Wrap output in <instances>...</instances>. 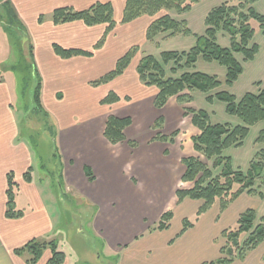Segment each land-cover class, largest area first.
Listing matches in <instances>:
<instances>
[{
    "label": "rangeland",
    "instance_id": "obj_1",
    "mask_svg": "<svg viewBox=\"0 0 264 264\" xmlns=\"http://www.w3.org/2000/svg\"><path fill=\"white\" fill-rule=\"evenodd\" d=\"M237 2L238 0H201L186 13L178 14L175 11H170L169 15L173 19L187 22L191 34H177L172 37L161 34L155 39L159 43L158 46L147 42L145 46L139 47L140 50L136 52L135 59L147 54L159 58L160 53L163 51L187 52L195 45L197 36L204 34V19L207 13L221 4H236ZM251 5L256 12L264 16V0H256ZM1 9L0 11H2ZM0 15H2L1 12ZM42 16L43 21L40 24L49 21V15ZM2 19L3 16H0V27L4 32L3 37H0V47L4 54L7 52L9 55H16L15 71L12 70L17 74V81L21 89L22 79L24 77L27 79V83L26 85L23 84V87L26 90L27 102H29L36 80L35 76H29V66L32 62L28 53V46L31 45L34 48L33 36H31L29 27L21 19L27 29V35L24 39L19 32L11 31L10 28L6 29L1 23ZM250 24L254 29L250 44H257L258 52L250 61H243L240 53L234 54L235 59L242 66V73L232 85L225 83L226 68L223 65L216 61L207 62L199 56L193 67L184 70L215 76L220 82L219 87L209 93L194 90L190 92V101L185 102H181L175 96H172L168 98L162 110L154 106L153 95L149 97L142 96V90L137 86L132 76V70H128L124 74L126 77L124 80L116 83L119 89L118 94L124 100L111 104L114 106L113 108H108L110 105L99 104L100 98H104L108 93L103 95L108 88L106 84L94 85L91 82L89 84L90 90H88L90 92L84 91L86 99L83 102L86 103L87 108L86 110L82 108L81 112L75 110L72 106V104H75L74 100L63 102L64 99L62 100L60 93V104H57V107L65 114L55 115L50 113L47 117L39 114L36 117L32 115L33 111L28 109L26 115H24V108L27 103L22 96L20 97L22 105L19 100L17 104L19 109L15 111L20 136H22V139L27 140L32 152L31 176L33 175L35 184L42 190V200L47 208L52 225L51 234L41 238V241H55L57 249L64 252L66 256L65 264H117L118 248L123 244L130 245L142 236L157 235L159 231L154 230V228L158 225L161 215L166 211L174 212L175 189L191 186V183L180 182L184 167L182 159L191 156L198 157L211 167L212 160L207 161L201 153H197L193 149L191 138L197 135L199 130L191 122L192 114L189 109L196 112L205 111L209 116V123L212 125L229 123L235 126L241 124L238 117L226 113L225 103L216 99L208 102L206 97L219 91H226L234 95L236 101H238L246 93L257 94L264 89V32L258 21L251 20ZM35 29L36 26L32 30ZM18 42L21 44L20 48H24V56L19 54ZM217 43L221 47H229V36L219 32ZM1 61L0 57V71L3 73L8 70L9 64ZM181 72L183 71H179L176 76ZM167 73L169 72L167 71ZM126 94L131 99L124 97ZM68 115H70L69 119ZM110 115L128 116L131 119L130 126L124 132V140L117 144L107 141L101 133V124ZM59 116L63 120H68L69 123L72 122L68 125H65L66 122H62V128L67 126L62 131L59 130L61 127L56 122V118H59ZM158 118H161V121L157 127L153 128V123ZM47 120L50 130L47 128ZM263 127L264 122L254 124L249 128L242 146L230 147L223 151V156L230 157V165L233 170L246 172L251 161L258 159L256 153L264 149V142H256V139ZM160 136L165 137L162 139ZM54 151L58 152L59 157L54 155ZM137 156L144 157L143 169H139V165H136V171L134 169L133 172L135 176L142 179L138 186L143 183V177H146V175L153 178L152 175L156 174L154 175L156 179L153 181L150 190L148 189L144 194L143 192L139 193L142 195L141 201L135 204H127L126 209L122 204L118 205L112 202V200L118 202L119 196L118 199L111 197L110 205L104 199L99 202L98 199L93 201L90 199L91 201H89L79 193L78 189L77 192H66L65 183L61 182V176L65 178L63 160L68 158L72 159L73 164L71 167L74 171L77 167L82 168L84 166L82 172L89 183L80 187L86 192L101 196H114L122 193L127 194L128 199H132L133 197L129 195L131 193L130 187L124 184V179L128 174L126 169L128 164L133 162L132 160ZM82 161L88 166L81 164ZM110 166H113L114 172L118 175L113 174ZM219 172L220 168H217L213 170V175ZM59 180L60 183H58ZM137 182L135 183L137 184ZM112 185H115V188ZM235 188L236 186H233V190ZM261 191L263 193L262 198L248 196V198L243 197L234 201L228 212H226V216L224 215L221 218L222 214L219 213L220 223L218 224L222 228L234 229L236 227L234 219L236 218V212L252 208L255 212L254 225H257L264 215V188ZM17 204L18 206L26 204V198L19 197ZM101 205L104 206L101 207ZM104 213L110 218H104ZM211 217H213V214ZM186 219L189 222H194L196 213H191ZM180 221L181 219L179 223ZM177 224L176 221L174 226L171 227L175 229ZM244 238L245 236L242 237V239ZM215 243L222 244L223 241L218 238ZM214 248H216L215 244L208 246V257L212 256ZM263 248L264 242L258 246L256 252L262 251ZM42 254L44 256L46 254L50 255L48 247ZM216 259L215 256L209 258L206 262Z\"/></svg>",
    "mask_w": 264,
    "mask_h": 264
},
{
    "label": "trees",
    "instance_id": "obj_2",
    "mask_svg": "<svg viewBox=\"0 0 264 264\" xmlns=\"http://www.w3.org/2000/svg\"><path fill=\"white\" fill-rule=\"evenodd\" d=\"M201 0H126L123 8L121 23L131 22L141 16H148L152 20L146 29V40L158 46L156 37L161 34L175 36L177 34L190 35L191 31L185 20H175L170 15V11L183 14L191 10L192 6ZM256 0H238L236 4L224 3L212 8L204 19L205 31L201 36H197L196 43L187 52L163 51L160 57L152 55H142L136 66V73L140 82L145 86H154L157 93L154 97V106L162 109L168 98L175 96L179 101H190V92L194 90L203 93L219 87L220 82L215 76H210L202 72H189L188 69L194 66L200 56L207 62L216 61L226 68L225 83L232 85L242 73L241 64L235 59L234 54L240 53L243 61H250L258 52L257 44H250L254 29L250 21L256 20L264 32V16L255 11L251 3ZM0 11L3 16L2 25L11 31L19 32L24 39L27 29L18 17L14 7L9 0H0ZM51 20L54 24L80 21L86 26L106 24V29L102 37L98 40L95 48L103 45L109 32L115 26L113 19V8L108 2H97L84 10H75L70 7H60L51 13ZM43 21L40 15L38 22ZM222 32L229 36L230 46L221 47L217 43V34ZM19 47V54L24 56V48ZM54 52L62 58H71L77 55L90 56L92 53L74 48H63L53 44ZM137 46L129 48L124 55L116 60L112 70L102 75L99 79L92 81L94 85L107 84L116 77L123 74L130 65L136 52ZM28 53L31 58L29 66V76H35V86L27 102L26 85L27 79H22V97L25 99V114L28 109L33 111V116L47 117L49 114L44 109L41 102V79L35 68L33 61V47L28 46ZM171 66L167 68L170 64ZM167 71L169 73H167ZM181 72L178 76L177 73ZM185 91H187L185 93ZM214 99L225 103L227 114L236 116L241 120V124L232 126L229 123L210 124L208 114L201 111L189 109L192 114L191 122L199 130V133L191 138L193 149L201 153L207 161L212 160L211 167L198 157H185L182 159L184 171L181 176L183 183H191L190 187H179L175 190L176 204L184 199L201 201V205L196 211V218L207 212L215 203H218L219 213L224 212L241 194L263 197L261 191L264 188V149L256 153L258 159H253L246 172L233 170L230 165V157L223 156V151L230 147H240L249 132V128L258 122H264V89L257 94L246 93L240 100L236 101L234 95L219 91L214 95H207L206 100L212 102ZM119 101V97L113 91H109L100 100L101 104H113ZM31 115V116H32ZM161 118L153 123V128L158 126ZM47 122V128L50 125ZM131 124L130 117H117L110 115L107 117L103 136L112 144L120 143L124 140V132ZM53 137V135H52ZM164 139L165 136H160ZM256 142H264V127L259 131ZM56 150V147L54 145ZM58 156V152L54 151ZM220 168V172L213 175V170ZM32 168L24 174L26 182L32 181ZM60 182V180L58 181ZM233 186L236 188L233 190ZM17 183L13 179V174H7L6 211L7 218H19L23 215L21 210L15 209V192ZM173 212L166 211L161 215V219L154 230L162 231L169 227ZM255 212L252 208L242 211L236 219L234 229L225 228L220 233L223 241L219 248L220 256L214 261L203 262L202 264H231L236 259H243L245 255L254 250L264 241V215L260 222L254 225ZM193 225L187 219H183L180 233L185 232ZM244 239H242L243 236ZM242 236V237H241ZM48 247L50 256L46 264H63L66 260L64 252L57 249L55 241H41V239H31L23 246L14 249L17 256L27 255L26 264H36L41 258L43 251Z\"/></svg>",
    "mask_w": 264,
    "mask_h": 264
},
{
    "label": "crops",
    "instance_id": "obj_3",
    "mask_svg": "<svg viewBox=\"0 0 264 264\" xmlns=\"http://www.w3.org/2000/svg\"><path fill=\"white\" fill-rule=\"evenodd\" d=\"M9 1L14 7L18 17L29 27L31 36H33L34 64L41 79V102L48 114H65L64 111L58 110L57 107V104H60V93V97H62V100L64 99L63 102L68 100L75 101V104H72L75 110L79 112L82 111V108L86 110L87 105L83 102V100L86 99L84 91L90 90V82L112 70L116 60L124 55L129 48L137 46L139 49V47L145 46L148 42L145 33L152 20L150 17L144 15L131 22L121 23L126 0ZM97 2H108L112 5L113 19L115 21L113 30L107 34L103 45L99 48H95V45L104 34L106 24L86 26L80 21L54 24L51 20V13L57 8L70 7L75 10H84ZM40 15H49V21L45 19L46 22L40 24L38 22ZM35 26L36 29L33 31L32 29ZM3 35L4 32L0 27V37H3ZM53 44L68 49L74 48L89 51L92 54L90 56L77 55L71 58H62L54 52ZM1 54V62L9 64V68L6 72L4 71L1 73L0 71V264H26L25 260L27 255H23L24 257L17 256L14 254V249L23 246L31 239H41L50 235L52 232V225L47 208L44 206L45 204L42 200V190L35 184L33 175L31 182H26L23 179V174L29 168H32V152L27 144V140L22 139V136H20L17 117L15 115V111L19 109L17 106L19 100L22 105L20 98L22 96V89L18 84L17 74L14 72V64L17 61V57L15 54L9 55L7 52L4 54L0 47V55ZM139 58L135 59L134 57L122 75L106 84L108 88L104 91L103 95L109 91H113L119 97L120 102L124 100V98L118 94L119 89L116 83L124 80L126 78L124 74H126L128 70H132L134 81L142 90V96L146 95L149 97L153 95V97H155L157 89L154 86L143 85L138 78L136 66ZM94 89L96 90V88ZM124 97L130 98L128 94ZM102 98L103 97H101L100 100ZM109 105L108 108L114 107L111 104ZM69 117L70 115H68V119ZM56 119L58 126L61 127L59 128L61 131L67 127L64 126L62 128V122H66L65 125L72 123H69L68 120L61 119L60 116ZM106 120L107 118H105L101 124L102 135ZM132 161L133 162L128 164L126 168L128 174L124 179V184L130 187L131 193L129 195L135 200L133 198L128 199L127 194L122 193H118V195L114 196H101L99 194L91 195L89 192H86L80 187L89 183L88 179L84 178V173L82 172L84 166H82V168L77 167L76 171H74L71 167L73 164L72 159L68 158L63 160L65 164V178L61 176V182L63 184L65 183L66 192H77L78 189L79 193L89 199V201L98 199L99 202L104 199L105 202L110 205L111 197L118 199L119 196L120 199H118V202L115 200H112V202L118 205L122 204L125 208L127 204L140 202L142 195L139 193L143 192L144 194L145 191L148 189L150 190L153 181L156 179V176H154L156 174L154 173V175H152L153 178H151L150 175H146V177H143V183L138 186V183L142 179L139 176H135L133 172L134 169L136 171V165H139V169H143L144 157L137 156ZM84 163L85 162L82 161L81 164L86 165ZM110 170H113V166H110ZM9 172L13 174V179L17 183L15 209L21 210L23 213L19 218H7L5 216L7 200L5 191L7 189V174ZM113 174L118 175L114 170ZM145 178L146 180H144ZM136 181H138L137 184L135 183ZM112 186L114 187L115 185ZM112 193L114 194V191ZM248 196L250 195L241 194L235 201L243 197L248 198ZM19 197L26 198L25 206H18L17 199ZM200 205L201 201L188 198L176 204L175 197L174 212L169 227L159 231L155 236H142L140 239L134 240L130 245L123 244L118 248L117 264H202L209 258H214L215 256L218 258L220 256L219 248L221 246V241L219 244L215 242L220 238L221 231L225 229L218 224L220 223L219 217L222 214V218L226 212H228L232 203L224 212L220 213V215L218 203L213 204L207 212L200 215L192 222L193 225L190 228L180 233L183 219L189 217L191 213H196ZM103 206L104 205H101V207ZM241 212L242 211L236 212V218H234L235 222ZM212 214L213 217L210 218ZM105 217H107V215L104 213V218ZM180 219L181 221L179 223ZM176 221L178 224L175 225L177 227L174 229V227L171 226H174ZM211 244H215L216 248H214V252L211 254L212 256L208 257V246ZM257 249L258 246L254 250L249 251L243 259H236L231 264H264V248L262 251L256 252ZM49 256V254L45 256L42 254L36 264H46Z\"/></svg>",
    "mask_w": 264,
    "mask_h": 264
}]
</instances>
